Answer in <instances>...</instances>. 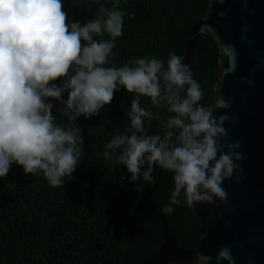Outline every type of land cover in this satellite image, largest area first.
<instances>
[{
    "label": "clouds",
    "instance_id": "9594fccd",
    "mask_svg": "<svg viewBox=\"0 0 264 264\" xmlns=\"http://www.w3.org/2000/svg\"><path fill=\"white\" fill-rule=\"evenodd\" d=\"M99 12L81 26L69 23L62 0H0V177L16 163L26 175L42 172L52 187L65 184L81 161L82 129L56 124L49 98L64 105L60 112L75 121L81 115L98 116L123 87L136 93L125 113L130 126L117 130L104 152L108 157L118 151L117 162L130 173L121 181L142 178L154 185L157 165L173 173L170 202L161 208L166 214L180 203L182 192L188 204L226 200L222 183L243 159L236 151L239 141L225 145L221 140L228 117L217 118L199 103L201 86L175 53H169L166 66L157 58H137L122 67H106L123 34L124 13L103 5ZM105 32L110 39H93ZM61 77H67L62 85L53 83ZM141 96L174 113L166 128L178 132L147 134L145 121L158 114L140 106ZM137 191H143L142 185L137 184Z\"/></svg>",
    "mask_w": 264,
    "mask_h": 264
},
{
    "label": "trees",
    "instance_id": "16d2710c",
    "mask_svg": "<svg viewBox=\"0 0 264 264\" xmlns=\"http://www.w3.org/2000/svg\"><path fill=\"white\" fill-rule=\"evenodd\" d=\"M68 21L83 23L100 14V6L115 7L124 13L123 34L116 38L107 66L122 67L137 58L165 62L169 53L183 57L193 26L205 14L208 0H62ZM94 40L110 36L93 34ZM83 43H87L84 41ZM134 66V65H130ZM219 47L208 34H199L193 51V79L204 93L200 104L210 108L218 79ZM75 72V65L68 75ZM67 77L53 83L62 85ZM136 93L123 87L98 116L75 121L62 114L64 105L53 98L54 122L65 128L82 129L81 161L65 184L52 187L42 172L25 174L13 163L7 176L0 177V264H145L164 242L162 217L185 249L195 250L201 227L184 202L166 214L161 208L170 202L173 173L155 166L156 183L130 182L125 166L117 162L118 151L104 156L105 145L117 130L130 126L125 113ZM67 99V92L64 93ZM140 106L156 119L145 121L149 135L165 131L174 115L167 107L157 108L148 96ZM147 165H145V168ZM137 184L143 191H137Z\"/></svg>",
    "mask_w": 264,
    "mask_h": 264
},
{
    "label": "water",
    "instance_id": "95a60500",
    "mask_svg": "<svg viewBox=\"0 0 264 264\" xmlns=\"http://www.w3.org/2000/svg\"><path fill=\"white\" fill-rule=\"evenodd\" d=\"M199 34L219 47L210 109L228 117L221 140L239 141L243 159L222 183L226 200H185L201 227L196 249L182 248L162 217L164 242L145 264H264V0H208L189 36L183 63L190 69Z\"/></svg>",
    "mask_w": 264,
    "mask_h": 264
}]
</instances>
